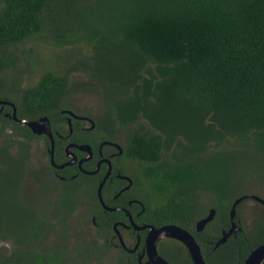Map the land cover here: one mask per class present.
Listing matches in <instances>:
<instances>
[{
  "label": "trees",
  "instance_id": "1",
  "mask_svg": "<svg viewBox=\"0 0 264 264\" xmlns=\"http://www.w3.org/2000/svg\"><path fill=\"white\" fill-rule=\"evenodd\" d=\"M26 38L72 45L71 65L90 76L80 88L101 102L95 126L107 135L127 127L124 149L155 196L145 201L154 217L194 232L214 208L193 234L207 264H243L264 242V205L236 217L239 201V229L214 245L232 199L253 186L242 183L264 185V0H0V72L14 60L4 50ZM67 83L48 69L18 88L0 73V97L13 86L18 99L5 97L18 118L45 114L59 129ZM35 137L0 114V264H91L83 257L91 247L60 242L71 190L54 193V180L25 173ZM158 250L171 264H192L181 242Z\"/></svg>",
  "mask_w": 264,
  "mask_h": 264
},
{
  "label": "flooded vegetation",
  "instance_id": "2",
  "mask_svg": "<svg viewBox=\"0 0 264 264\" xmlns=\"http://www.w3.org/2000/svg\"><path fill=\"white\" fill-rule=\"evenodd\" d=\"M67 91L66 87L64 96L68 100ZM0 99L5 100L0 103V114L17 121L11 116L10 102L15 106L14 100L5 95ZM59 111L62 118L58 122L60 128L52 129L50 126L52 161L49 137L44 133H35L37 137L30 141L24 168L25 173L30 175L37 171L35 175L39 178L54 180V193L60 191L66 194L70 189L75 196L74 209L63 224L68 226V232L65 241L60 240L61 245L72 249L83 242L91 247L85 249L87 253L83 252V257L90 263L151 264L147 262L145 238L150 226L157 227L165 222L154 217L148 208V203L154 204L155 196L147 187L139 161L125 151V138L124 141L118 139V125L112 135H107L95 126L90 113L68 105L62 106ZM15 116L18 118L16 106ZM36 138L42 143L37 144ZM36 152L42 161L36 160L35 163L31 154L35 156ZM233 220L238 223L235 216ZM77 225L81 228L76 230ZM193 229L194 232L187 230L193 235L200 233L204 227L196 230L193 224ZM203 236L206 238L208 235ZM175 241L180 242L169 235L158 237L155 241L157 254L162 256L159 247L172 246ZM106 254L110 257L104 261Z\"/></svg>",
  "mask_w": 264,
  "mask_h": 264
},
{
  "label": "rangeland",
  "instance_id": "3",
  "mask_svg": "<svg viewBox=\"0 0 264 264\" xmlns=\"http://www.w3.org/2000/svg\"><path fill=\"white\" fill-rule=\"evenodd\" d=\"M81 50L83 46H78ZM6 53H11L13 55V62L6 65L3 69L2 75L3 78L8 81H11L14 77L15 83L18 88L24 87L30 84H33L40 76V74L45 70H54L64 72L67 76V94L68 100L66 101L68 106L75 107V109L83 110L87 113H90L91 119H94L95 116L100 112L101 102L97 94L89 90H82L80 86L85 85L84 80L89 78L88 74L82 72L80 67H74L71 65L70 61L73 60V47L70 44H67L62 47H54L53 45L42 41L40 39L26 38L24 41L17 44V46H8L5 50ZM12 84H7L9 87ZM1 93H6L5 95H10L13 99L17 100L19 96V90L13 88L6 89L1 91ZM45 115V114H43ZM41 116V115H40ZM48 118V117H47ZM118 139L124 141L127 127L118 125ZM36 143H42L41 139L36 138ZM37 150H40L37 148ZM32 160H41L38 156V153H35ZM30 180L26 177L25 182L28 183ZM250 185L252 187L246 188ZM23 187L27 188L23 184ZM242 188L247 192L252 191L264 197V185L261 181L257 180L255 177L248 178L246 183H242ZM245 193V192H243ZM242 193V194H243ZM260 204L253 198L246 197L242 198L238 204L237 215L236 217L247 216V213L252 212L253 209L256 210L257 206ZM239 210V211H238ZM202 217V216H200ZM198 217V218H200ZM197 218V219H198ZM77 219H79L77 217ZM249 220L247 217L246 222ZM73 224V223H71ZM81 228V225L75 226V229ZM7 246L6 243L0 244V249H4ZM9 246V244H8ZM110 257L109 254L103 256L105 261ZM95 264V263H91Z\"/></svg>",
  "mask_w": 264,
  "mask_h": 264
},
{
  "label": "water",
  "instance_id": "4",
  "mask_svg": "<svg viewBox=\"0 0 264 264\" xmlns=\"http://www.w3.org/2000/svg\"><path fill=\"white\" fill-rule=\"evenodd\" d=\"M4 101L5 100L0 99V103ZM10 104L12 106L11 116L14 119L29 126L31 131H33L34 133H44L49 137L50 139L49 153H50V159L52 161L53 142L50 132V122L47 116L41 115L34 119H19L15 116V106L13 105L12 102H10ZM246 197L253 198L257 202L264 205V198L252 192H245L243 194L235 196L232 199L228 210V217L230 220L229 226L226 229L221 230L220 236L215 240L214 245L223 242L230 233L239 229V226L233 220V217L235 215V206L242 198H246ZM213 215H214V208L209 207L207 209V212L202 217L195 220L194 228L196 230H201L204 227L205 223L212 219ZM164 235H169L171 237H174L184 245L192 264H207L203 259L199 245L196 242L193 235L186 228L172 222L164 223L157 227L150 226V229L145 238V245L148 256L147 262H150L151 264H171L164 257L157 254L155 248L156 247L155 241L157 240V238L162 237ZM263 259H264V242L257 244L247 253V255L243 260V264H260Z\"/></svg>",
  "mask_w": 264,
  "mask_h": 264
},
{
  "label": "clouds",
  "instance_id": "5",
  "mask_svg": "<svg viewBox=\"0 0 264 264\" xmlns=\"http://www.w3.org/2000/svg\"><path fill=\"white\" fill-rule=\"evenodd\" d=\"M194 222H195V221H194ZM206 223H207V222H206ZM206 223H205V224H206ZM193 224H194V223H193ZM184 228H185V227H184ZM182 245H183V244H182Z\"/></svg>",
  "mask_w": 264,
  "mask_h": 264
}]
</instances>
